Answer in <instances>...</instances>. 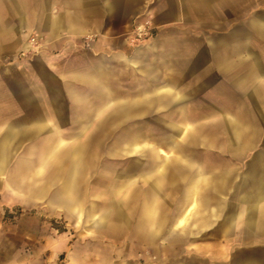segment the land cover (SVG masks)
Returning a JSON list of instances; mask_svg holds the SVG:
<instances>
[{
    "label": "crops",
    "instance_id": "crops-1",
    "mask_svg": "<svg viewBox=\"0 0 264 264\" xmlns=\"http://www.w3.org/2000/svg\"><path fill=\"white\" fill-rule=\"evenodd\" d=\"M139 18L151 19L155 34L132 46ZM32 32L47 35L59 52L56 63L46 53L38 73L17 67L26 109L0 75V170H14L9 190L25 200H46L55 186L53 203L87 222L88 232L103 229L108 249H121L118 257L73 254L66 264H264V0H0V57L25 48ZM89 36L87 55L79 45ZM65 58L78 64L65 65ZM64 97L88 111L71 136L94 135L97 120L121 127L167 121L169 137L198 138L201 152L215 161L184 152L180 159L155 155L142 162V171L121 184L137 188L121 187L113 222L124 231L112 241L110 209L99 215L95 202L85 205L95 198L86 150L79 142L64 144ZM135 130L125 135H142ZM138 148L126 146L127 152ZM165 180L183 185L178 207L160 204L177 200L160 192ZM183 221L187 240L180 246L161 240L175 237ZM208 231L215 240L191 241ZM59 240L57 249L69 248V238ZM177 247L187 252L159 257L160 248ZM149 249L155 252L146 256Z\"/></svg>",
    "mask_w": 264,
    "mask_h": 264
},
{
    "label": "rangeland",
    "instance_id": "rangeland-1",
    "mask_svg": "<svg viewBox=\"0 0 264 264\" xmlns=\"http://www.w3.org/2000/svg\"><path fill=\"white\" fill-rule=\"evenodd\" d=\"M139 25H145V30L142 36L138 30ZM155 25L151 19L139 18L134 24L131 32V45L142 44L150 40L155 34ZM93 37L85 38L79 45V48L84 50V53L90 54ZM58 49L51 46V40L47 35L32 32L26 39V47L19 50L15 54H7L0 57V75H5V90L11 92L20 104L22 109H26L21 91L17 90V78L19 74L16 71L20 70L18 66L30 65L34 73L39 72L42 65L43 56L48 53L52 63H56L55 58ZM87 54V55H88ZM103 59V58H101ZM65 60V65L78 64L77 62ZM68 62V63H67ZM74 62V63H73ZM50 64V62H47ZM42 67V66H41ZM36 69V70H35ZM34 78V76H33ZM18 91V93L16 92ZM119 91V89H117ZM13 93V94H12ZM64 97L62 106V115L64 117V137L65 143L79 142L86 150L83 154L84 160L91 164L92 169L89 171L91 176V185L89 186L90 193L94 194L95 198L90 197V200L85 202L86 206L92 205L95 202L99 206V215L103 214V208L110 209L111 212V229L112 241H118L121 231H124L120 224L113 221L119 220L118 195L121 193L123 183L130 182L126 180L129 176H134L142 171V162H150L156 159L155 155L160 156V160L170 161L172 159H180L186 153L189 157L201 158L208 163H214L215 157L210 153L201 152L198 138H195L190 143L185 141L183 137L172 138L168 134L167 121L145 120L141 122H121L112 120L106 122L97 120L94 127V135L88 136H71V133H78L77 128H82L83 121L78 120L88 112L85 106L77 104H69ZM28 108V107H27ZM74 114V121L68 120L69 114ZM118 117V114L116 115ZM189 125V123H188ZM137 132L142 133L139 137L125 135ZM122 128V129H121ZM133 128V129H132ZM124 129V130H123ZM82 133L81 131H79ZM38 141V139H37ZM132 143L139 145V151L127 152V144ZM144 148V149H143ZM156 150V153L145 150ZM144 150V151H143ZM22 153H17V159ZM12 164V163H11ZM12 168L0 170V264H9L15 261V264H66L74 255L79 257L87 256V253L96 252V256H101L105 252H111L115 256H119L121 249H108L109 245L104 242H109L107 238L102 239L103 229H97L95 232H88L87 222L79 221L75 214H72L67 209L52 202V198L57 192L55 186L49 187V192L46 200H25L23 194L10 192L7 184V178L12 173ZM18 172V169L16 170ZM128 174V175H126ZM127 190L132 192L136 186H128ZM140 191H151L150 185H140ZM161 193H173L176 195V201H161L160 204L164 208L178 207L182 202L181 198L183 185L168 184V181L161 182ZM139 190V189H138ZM111 194L115 200H102ZM94 199V200H92ZM208 203V202H204ZM197 207V202H194L192 208ZM98 209V208H97ZM187 214V213H186ZM187 220V219H186ZM187 221L180 222L176 227L175 237H164L161 240H173L177 246H180L183 241L187 240V233L181 230L184 228ZM108 228V227H107ZM181 230V231H180ZM180 232V235H178ZM64 233V234H62ZM122 235V234H121ZM221 234H218L220 237ZM224 237L228 235L223 234ZM69 238V248L60 251L57 249L61 238ZM117 237V238H116ZM214 231H208L200 237H194L191 241H209L216 239ZM222 237V236H221ZM90 242L97 243L95 246L89 247ZM106 245V246H105ZM107 247L106 249L104 247ZM155 250H144L146 256H151ZM159 257L179 256L187 252V248H160ZM142 256V255H141Z\"/></svg>",
    "mask_w": 264,
    "mask_h": 264
},
{
    "label": "built area",
    "instance_id": "built-area-1",
    "mask_svg": "<svg viewBox=\"0 0 264 264\" xmlns=\"http://www.w3.org/2000/svg\"><path fill=\"white\" fill-rule=\"evenodd\" d=\"M145 25H139L138 26V30H139V32H140V35L142 36V32L145 30Z\"/></svg>",
    "mask_w": 264,
    "mask_h": 264
}]
</instances>
